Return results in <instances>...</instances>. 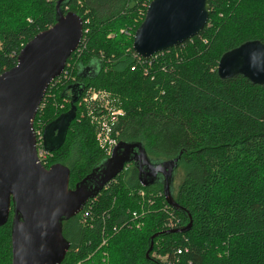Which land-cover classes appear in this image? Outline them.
I'll use <instances>...</instances> for the list:
<instances>
[{
  "label": "trees",
  "instance_id": "obj_1",
  "mask_svg": "<svg viewBox=\"0 0 264 264\" xmlns=\"http://www.w3.org/2000/svg\"><path fill=\"white\" fill-rule=\"evenodd\" d=\"M149 2L0 0V73L55 22L57 3L59 11L82 19V38L65 63L68 78L61 73L47 87L50 97L34 123L45 127L69 110L67 87L74 80L80 95L91 87L116 98L114 106L123 110L118 142H138L153 161L178 158L177 207L167 204L161 176L142 185L136 166L125 164L77 215L62 221L70 246L60 264H264V85L241 75L222 80L216 71L228 50L250 40L264 44V0H209L198 34L143 59L131 45ZM63 98L68 101L60 108ZM75 106L62 145L45 165L67 166L69 188L105 159L97 117H79ZM85 209L90 217L83 224ZM171 217L172 228L166 225ZM11 218L12 209L0 226V264H11ZM189 221L184 232H161Z\"/></svg>",
  "mask_w": 264,
  "mask_h": 264
},
{
  "label": "water",
  "instance_id": "obj_2",
  "mask_svg": "<svg viewBox=\"0 0 264 264\" xmlns=\"http://www.w3.org/2000/svg\"><path fill=\"white\" fill-rule=\"evenodd\" d=\"M56 9L55 22L29 39L15 64L0 73V226L12 209L11 264H60L70 246L62 234V221L77 215L129 162L137 165L142 185L149 184L143 176L159 174L167 204L177 207L171 187L178 158L153 161L138 142H118L111 156L95 167L98 173L93 175L94 168L73 188L68 187L67 166L54 163L44 167L38 162L33 121L39 103L83 34L82 19L76 13L59 11L58 3ZM209 11V0H150L132 36L133 53L148 59L192 38L204 28ZM216 71L222 80L241 75L264 85V44L250 40L228 50L220 57ZM67 89L71 90L69 110L43 131V146L50 152L62 145L75 118L81 89L77 83ZM190 225L191 221L182 228L161 232H184ZM158 234L150 237L146 257Z\"/></svg>",
  "mask_w": 264,
  "mask_h": 264
},
{
  "label": "built area",
  "instance_id": "obj_3",
  "mask_svg": "<svg viewBox=\"0 0 264 264\" xmlns=\"http://www.w3.org/2000/svg\"><path fill=\"white\" fill-rule=\"evenodd\" d=\"M61 73H62L61 78L63 79L68 78L67 71L65 70V66ZM60 75H58L55 79L59 80ZM55 79L52 80V84ZM46 96L47 99L50 97V95L47 92H45L41 102L39 103L37 112L38 111L40 112L44 109ZM115 99L110 95L109 92H106L101 89H94L89 87L85 90L83 94L81 95L79 94L78 100L75 102L76 105L79 107L80 111L82 108L81 113L79 111V117L84 116V114L91 115L92 117H97L98 128L95 132L96 133L95 136L98 147L103 151L105 158L111 156L114 147L118 143L117 140L118 133L117 131H115V125L118 122L119 116L123 114L122 109L114 106ZM63 100L66 103L68 101L67 98H63ZM90 102H96L95 107H92L89 104ZM94 108L96 109V112ZM43 131H44V123H39V122L34 123L33 121V132L35 135V148H36L37 160L41 165L46 167L45 165H48L49 159L52 157V152L47 151L43 146ZM89 217H90L89 209L83 210L80 216V222H82L83 224L87 223ZM135 217H137V215H135ZM166 225L171 228L174 226V221L172 217L169 219ZM105 240L106 239L103 238L101 244H104Z\"/></svg>",
  "mask_w": 264,
  "mask_h": 264
},
{
  "label": "flooded vegetation",
  "instance_id": "obj_4",
  "mask_svg": "<svg viewBox=\"0 0 264 264\" xmlns=\"http://www.w3.org/2000/svg\"><path fill=\"white\" fill-rule=\"evenodd\" d=\"M86 73H88V72H90L89 70H86L85 71ZM71 84H74V80L72 81V83ZM70 84V85H71ZM70 93H71V90L70 89H68V95L69 96H71L70 95ZM151 161V160H150ZM131 165H135L136 167H137V165L134 163V162H129ZM98 173V170H97V168H95L94 169V173H93V175H96ZM138 173V172H137ZM137 176H138V174H137ZM159 174H156V176H153V177H151V176H148V175H145V176H143L142 177V179L144 180V181H146L147 183H152L153 182V180L154 179H158L159 178ZM89 184V183H88Z\"/></svg>",
  "mask_w": 264,
  "mask_h": 264
},
{
  "label": "rangeland",
  "instance_id": "obj_5",
  "mask_svg": "<svg viewBox=\"0 0 264 264\" xmlns=\"http://www.w3.org/2000/svg\"><path fill=\"white\" fill-rule=\"evenodd\" d=\"M52 84V81L50 82V84L49 85H51ZM48 85V86H49ZM46 92V91H45ZM61 104L59 105V107L60 108H63V107H65V105L67 104L63 99H61V101H59ZM121 109V108H120ZM123 111V110H122ZM123 115V114H122ZM45 128V127H44ZM49 161H50V159H49ZM173 174H175V172H173ZM174 176V175H173ZM179 178L180 177H178L177 178V176L175 175V178H172V187H171V192H172V194L174 193V191H175V186H176V184H177V182L179 181ZM64 223H65V221H64Z\"/></svg>",
  "mask_w": 264,
  "mask_h": 264
}]
</instances>
